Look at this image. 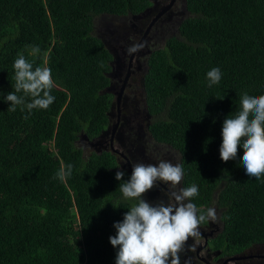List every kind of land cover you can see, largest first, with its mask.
Here are the masks:
<instances>
[{
    "label": "trees",
    "instance_id": "16d2710c",
    "mask_svg": "<svg viewBox=\"0 0 264 264\" xmlns=\"http://www.w3.org/2000/svg\"><path fill=\"white\" fill-rule=\"evenodd\" d=\"M150 0H0V264H115L110 237L136 200L130 179L105 152L84 158L81 134L109 125L106 72L112 57L91 35L101 14L140 15ZM188 16L147 57L143 76L147 129L180 154L183 188L196 185L197 215L215 201L221 228L210 240L224 254L264 244V176L246 175L243 149L222 162L224 120L243 94L264 95V0H185ZM39 47L35 56L31 49ZM19 55L51 69L54 102L10 112ZM221 80L208 86L206 74ZM18 96L23 93H16ZM31 97H25V103ZM72 165L71 175L57 173ZM143 199V195L141 197ZM144 200V199H143Z\"/></svg>",
    "mask_w": 264,
    "mask_h": 264
},
{
    "label": "clouds",
    "instance_id": "9594fccd",
    "mask_svg": "<svg viewBox=\"0 0 264 264\" xmlns=\"http://www.w3.org/2000/svg\"><path fill=\"white\" fill-rule=\"evenodd\" d=\"M143 43L131 45L127 51L135 54L142 50ZM39 47L31 49V55L39 53ZM15 92L6 95L10 102L8 110L15 112L23 106L29 113L33 109H47L54 102L51 90L55 86L51 69L35 67L24 55L14 61ZM208 86L221 80L219 68H212L206 74ZM16 93H23L18 96ZM25 97L31 102L25 103ZM241 110L234 118H226L222 125V143L219 156L222 162L235 160L239 148L243 149L242 165L247 176L259 180L264 176V95L243 94ZM72 165L61 168L57 176L67 179ZM183 166L161 160L158 164H135L130 179L120 184L124 198L136 200L123 221L114 224L116 235L109 238L113 248L119 249L115 264H181L180 253L191 239H202L200 225L217 220L216 210L208 208L197 215V207L190 202L198 195V187L192 185L179 191H171V201L152 205L141 199L142 195L157 186V182L172 188L183 178ZM124 172L117 171L116 180L121 181Z\"/></svg>",
    "mask_w": 264,
    "mask_h": 264
},
{
    "label": "rangeland",
    "instance_id": "374dc122",
    "mask_svg": "<svg viewBox=\"0 0 264 264\" xmlns=\"http://www.w3.org/2000/svg\"><path fill=\"white\" fill-rule=\"evenodd\" d=\"M187 16L185 0H150L149 8L140 15L101 14L93 18L91 35L102 43L112 57L106 72L109 86L104 91L110 97V112L107 128L94 137L81 134L77 138L76 146L84 158H89L93 153L105 152L112 158L116 171L125 170L130 176L135 164L155 165L161 160L180 164V154L155 141L147 129L149 116L145 111L142 84L147 57L152 51L162 48L165 41L177 33L178 25ZM145 31L144 47L135 54L119 105L120 121L117 127V97L127 69V61L121 63L120 52L125 50L129 57L127 49L139 43ZM116 127L114 138H111ZM155 151H158L159 156H156ZM180 189L181 182L176 188L157 182L156 187L143 194V199L145 202H156L154 196L157 194L167 204L172 202L170 192ZM208 208L216 210L217 220L200 225L202 239L188 240L186 251L180 253L181 264H264V244L248 246L236 254H224L211 248L210 240L221 228L220 209L215 201L204 212ZM203 237H208L207 243H204Z\"/></svg>",
    "mask_w": 264,
    "mask_h": 264
},
{
    "label": "flooded vegetation",
    "instance_id": "af4514ba",
    "mask_svg": "<svg viewBox=\"0 0 264 264\" xmlns=\"http://www.w3.org/2000/svg\"><path fill=\"white\" fill-rule=\"evenodd\" d=\"M156 19H154L153 21H155ZM146 33H147V31H145V33H144V35L142 36V38L139 40V43H143V41H144V39H145V36H146ZM121 53V54H120ZM119 54H120V60H121V63H124L125 61H127V69H126V75H127V71H129V75H128V78H127V81H126V83L124 84V81H123V83H122V85H121V88H120V91H121V89L123 88V90H122V95H121V98H120V102H121V99H122V96H123V93H124V89H125V87H126V84H127V82H128V79H129V76H130V70H131V65H132V61H133V59H134V57H135V54H131V55H129V57H128V55L126 54V52H125V50H122L121 52H120ZM119 54H118V56H119ZM126 75H125V77H126ZM125 79V78H124ZM119 91V92H120ZM119 94V93H118ZM118 98V97H117ZM118 110H119V108H118ZM116 114H117V117H116V126L117 127H119L118 125H119V121H120V112H119V114H118V111L116 112ZM117 127H116V129L114 130V133H113V135H111V138H114V135H115V132H116V130H117ZM149 140L152 142V139H150L149 138ZM110 143H112V140L110 141ZM161 144V143H160ZM156 152V156H159V153H158V151H155ZM154 155V154H153ZM148 158H150V157H148ZM154 199L156 200V202H153V201H151V200H149V202L148 203H150V204H152V205H155L157 202H161V197H158V195L156 194L155 196H154ZM208 236V235H207ZM209 236L211 237L212 235H211V233L209 234ZM203 239H204V243H207L208 241H207V239H208V237H203ZM187 244H185V247H184V251H186V248H187Z\"/></svg>",
    "mask_w": 264,
    "mask_h": 264
},
{
    "label": "water",
    "instance_id": "95a60500",
    "mask_svg": "<svg viewBox=\"0 0 264 264\" xmlns=\"http://www.w3.org/2000/svg\"><path fill=\"white\" fill-rule=\"evenodd\" d=\"M128 75H129V71H127V75H126V77H125V79H124V84H125L126 81H127ZM122 90H123V88H122L121 91L119 92V94H118V98H117V111H118V114H119V110H118V108H119V105H120V98H121V95H122Z\"/></svg>",
    "mask_w": 264,
    "mask_h": 264
}]
</instances>
